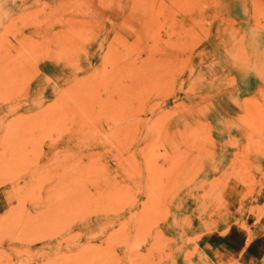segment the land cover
I'll return each instance as SVG.
<instances>
[{
    "label": "rangeland",
    "instance_id": "1",
    "mask_svg": "<svg viewBox=\"0 0 264 264\" xmlns=\"http://www.w3.org/2000/svg\"><path fill=\"white\" fill-rule=\"evenodd\" d=\"M261 218L264 0H0V264H226Z\"/></svg>",
    "mask_w": 264,
    "mask_h": 264
},
{
    "label": "crops",
    "instance_id": "2",
    "mask_svg": "<svg viewBox=\"0 0 264 264\" xmlns=\"http://www.w3.org/2000/svg\"><path fill=\"white\" fill-rule=\"evenodd\" d=\"M247 227H249L248 230ZM221 241L206 240V249L219 250L222 263L237 262V264H264V220H255L249 225H239L221 235ZM200 248V246H198ZM207 257V255H206ZM226 259V260H225Z\"/></svg>",
    "mask_w": 264,
    "mask_h": 264
},
{
    "label": "bare ground",
    "instance_id": "3",
    "mask_svg": "<svg viewBox=\"0 0 264 264\" xmlns=\"http://www.w3.org/2000/svg\"><path fill=\"white\" fill-rule=\"evenodd\" d=\"M110 2V1H109ZM63 4H65V3H63ZM111 4H112V2H111ZM127 4V3H126ZM126 4H125V6H126ZM62 5V4H61ZM102 5V4H101ZM107 5H109L110 6V4H107ZM64 6V5H63ZM100 6V5H99ZM108 6V7H109ZM119 6H120V4H119ZM59 7V6H58ZM104 6H102V8H103ZM112 7V6H111ZM61 8V7H60ZM119 8V7H118ZM100 9V8H99ZM109 9V8H108ZM114 10V9H113ZM119 10V9H118ZM98 11V10H97ZM96 15V14H95ZM88 22H89V20H87ZM82 50V49H81ZM92 51V50H91ZM86 52V51H85ZM94 52V51H93ZM90 54V53H89ZM110 54V53H109ZM85 61H87V60H85ZM90 62V61H89ZM90 66V65H89ZM88 75V74H87ZM5 196V195H4ZM11 197V196H10ZM9 214V213H8ZM1 251V250H0Z\"/></svg>",
    "mask_w": 264,
    "mask_h": 264
}]
</instances>
